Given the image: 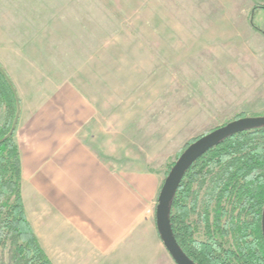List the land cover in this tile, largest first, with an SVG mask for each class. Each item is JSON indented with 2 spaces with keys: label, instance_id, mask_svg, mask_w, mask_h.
Wrapping results in <instances>:
<instances>
[{
  "label": "rangeland",
  "instance_id": "374dc122",
  "mask_svg": "<svg viewBox=\"0 0 264 264\" xmlns=\"http://www.w3.org/2000/svg\"><path fill=\"white\" fill-rule=\"evenodd\" d=\"M263 8L264 0H0V65L18 121L33 94L69 84L95 108L92 150L163 186L189 143L264 117ZM195 189L198 217L210 185ZM152 255L149 264H175Z\"/></svg>",
  "mask_w": 264,
  "mask_h": 264
},
{
  "label": "crops",
  "instance_id": "0c3cea01",
  "mask_svg": "<svg viewBox=\"0 0 264 264\" xmlns=\"http://www.w3.org/2000/svg\"><path fill=\"white\" fill-rule=\"evenodd\" d=\"M95 118L69 84L22 108L15 141L26 220L52 264H149V254L167 253L154 215L162 186L154 173L116 171L92 150Z\"/></svg>",
  "mask_w": 264,
  "mask_h": 264
},
{
  "label": "trees",
  "instance_id": "16d2710c",
  "mask_svg": "<svg viewBox=\"0 0 264 264\" xmlns=\"http://www.w3.org/2000/svg\"><path fill=\"white\" fill-rule=\"evenodd\" d=\"M18 114L16 90L0 65V264H52L24 214L20 156L10 135ZM208 183L210 205L196 217L195 187ZM167 215L193 264H264V126L230 135L196 158Z\"/></svg>",
  "mask_w": 264,
  "mask_h": 264
},
{
  "label": "water",
  "instance_id": "95a60500",
  "mask_svg": "<svg viewBox=\"0 0 264 264\" xmlns=\"http://www.w3.org/2000/svg\"><path fill=\"white\" fill-rule=\"evenodd\" d=\"M18 118L19 117L17 116L15 119L10 135L15 130ZM263 126L264 117L242 118L235 120L224 127L215 129L214 131L197 139L185 149V151L175 162L160 190L155 213L158 235L165 250L175 264H193L180 250L174 238L172 237L167 215L168 205L177 189L184 171L196 158L221 142L226 137L245 130Z\"/></svg>",
  "mask_w": 264,
  "mask_h": 264
}]
</instances>
